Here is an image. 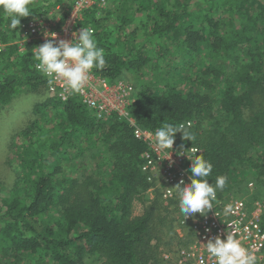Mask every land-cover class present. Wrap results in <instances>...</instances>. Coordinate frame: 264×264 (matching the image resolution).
I'll return each instance as SVG.
<instances>
[{"label":"trees","instance_id":"16d2710c","mask_svg":"<svg viewBox=\"0 0 264 264\" xmlns=\"http://www.w3.org/2000/svg\"><path fill=\"white\" fill-rule=\"evenodd\" d=\"M61 1L31 0L32 15L15 30L0 8V110L25 93L50 94L35 68L38 43L21 45V24ZM111 1L101 17L95 8L84 12L106 60L103 70H93L110 82L132 74L137 92L129 111L137 124L156 129L190 121L194 142L182 132L175 139L213 164L209 183L227 177L219 196L236 193L249 173L264 184V0ZM176 53L186 65H173L181 71L173 82L162 65ZM65 102L50 94L38 103L41 116L17 128L9 146L19 171L8 194L0 180V264H172L160 261L158 250L182 243L171 215L178 197L165 203L156 190L141 213L135 210L137 196L152 187L141 168L147 144L127 119H99L78 98ZM88 144L101 145L108 159L100 161L98 151L93 172L74 175L76 167L67 170L62 157Z\"/></svg>","mask_w":264,"mask_h":264},{"label":"built area","instance_id":"2783aa9c","mask_svg":"<svg viewBox=\"0 0 264 264\" xmlns=\"http://www.w3.org/2000/svg\"><path fill=\"white\" fill-rule=\"evenodd\" d=\"M69 4L68 7L65 6L69 12L66 17L64 15L67 11H60L58 8L22 22L24 39L21 45L32 40L38 43L37 46L47 40H55L57 43L61 39L73 40L74 33L78 34L83 27H90L81 24L86 9H91L94 4L102 10L106 6V0H71ZM47 79L49 81V78ZM100 85H103V92H97L98 88H101ZM48 89L52 96L62 99L63 102L78 98L99 119L107 120L108 117L117 115L135 126L136 137L147 144V149L141 154L143 174L147 175L152 189L160 190L165 203L178 197L174 187L181 180L185 183L190 181L186 165L187 161H190L188 155H192L193 148H199L180 145L175 139L172 148L161 149L155 142V132L159 128H144L138 125L130 114L129 106L134 102L136 93L132 84L123 80L110 82L92 69L82 93H73L62 79L49 83ZM196 154L200 155L201 150ZM252 185L254 186V183L250 182L249 186ZM227 204L233 205L234 214L225 217L223 209ZM263 215L264 198L250 200L244 194L238 196L234 192H228L219 196L217 193L213 209L206 215L196 213L185 218L180 210L174 211V231L182 243L176 242L170 249H161V256L165 262L170 261L172 264H215V259L207 253L206 244L210 238L214 239L217 235L226 238V233L230 231L256 257L255 264H264ZM228 224L232 227L229 228Z\"/></svg>","mask_w":264,"mask_h":264},{"label":"clouds","instance_id":"9594fccd","mask_svg":"<svg viewBox=\"0 0 264 264\" xmlns=\"http://www.w3.org/2000/svg\"><path fill=\"white\" fill-rule=\"evenodd\" d=\"M31 0H0L5 18L13 30L21 23L22 17L32 15L29 5ZM71 41L47 40L45 43L34 47L33 57L37 63L35 68L51 84L57 79L66 82V86L73 93H82L90 79L93 68L103 70L106 66L104 49L97 46L93 29L83 27L78 34L74 33ZM191 122L179 124L165 123L155 132V142L161 149L172 148L175 134L182 132L185 140L194 142L195 136L189 131ZM199 149L193 148L192 155L188 158L190 164V182L181 180L174 188L179 202V210L185 218L196 213L206 215L213 209V202L217 199V190H222L227 183V177L219 175L215 178L214 185L207 179L212 173L213 164L206 160L203 154L197 155ZM234 214L233 205L227 204L223 209L225 217ZM229 228L232 225L228 224ZM206 250L210 257L215 259V264H255L256 257L251 254L242 242L235 238L234 233L228 231L226 238L220 235L209 239Z\"/></svg>","mask_w":264,"mask_h":264},{"label":"rangeland","instance_id":"374dc122","mask_svg":"<svg viewBox=\"0 0 264 264\" xmlns=\"http://www.w3.org/2000/svg\"><path fill=\"white\" fill-rule=\"evenodd\" d=\"M69 3H71V0H62L61 3H59L58 5H56L55 7H53L51 11H53L54 9H58L60 11L66 12L67 11V7L68 5H70ZM96 4V3H95ZM67 6V7H65ZM110 6H113V3L111 0H106V6L104 9L100 10V8L98 9V5L93 4V6L91 7V9L93 10L94 8L96 9L95 11V15L97 17H101L103 16V14L106 13V11L110 8ZM106 10V11H104ZM85 13H84V18L83 20H81V24L83 25L85 22ZM138 24L137 21L133 22L132 24H130L127 27V31L132 30L135 25ZM143 36H141L140 38H142ZM22 43V42H21ZM154 45H159V43H154ZM151 48V45L149 44V49ZM173 48V47H172ZM171 48V49H172ZM163 67L162 70H166L165 74H173V78L174 81L173 82H177L180 77H181V71H177L174 70L173 66L174 64H177V67L179 65L178 62H180L181 66L186 65L184 60L182 58H180V54H174L169 56L168 58H166L165 60H163ZM169 64H171L172 66L169 67ZM180 66V67H181ZM179 67V68H180ZM178 68V69H179ZM177 71V72H176ZM152 76V74H150L149 69L146 70L145 73V78H150ZM126 81L130 84H132L135 89H137V81L136 79L132 76V74H126L123 73L121 77H119V79L115 80V81ZM114 81V82H115ZM98 88L97 92H103L104 89L103 85H100ZM183 87V85L181 86ZM137 92V90H136ZM50 96V94L48 92H43V93H38V92H31V93H25L23 95H20L19 97H16V99L9 104L8 106L4 107L2 110H0V180L4 183L6 188V194L10 193L11 190L13 191L15 188V184L17 181V173L19 171L17 163H15V160L13 159V157L11 156V152L9 149L10 144L12 143V141L14 140V134L17 131V128L21 127L22 125H25V123H27V121H29L30 119H36L39 118L41 116V113L36 112V106L38 103L44 101V99L46 97ZM133 117V116H132ZM134 118V117H133ZM108 119H110L108 117ZM107 119V120H108ZM135 119V118H134ZM136 121V120H135ZM82 150V151H81ZM86 151V156H80L81 152ZM98 151H101L102 154L100 156V161L105 162V160L108 159V154L104 153V151H102V146L99 144H97L96 146H92L91 144L86 145L85 148L80 149V151H78V153H76L75 157H72L71 159L67 158V155L64 154L62 159H65L64 162L62 163L67 170L70 169V167H76V169L72 172L74 175H84L86 174H90L93 172L94 168H95V164L97 163V159H99V157L97 156ZM98 157V158H97ZM14 164V165H12ZM106 167V166H105ZM108 170L111 169V165H107L106 167ZM250 182L254 183V186H249ZM240 189L238 191H232L230 190L232 193L234 192V194L236 195H242L244 194L245 197H247V199H254V198H264V184H259L256 181L255 176H253L252 174H247V175H243L239 181L237 182V185ZM13 187V188H12ZM237 188V187H236ZM229 191V192H230ZM156 190L152 189V187L150 186L149 188H147L144 193H141L140 196H137V198L135 199V210L136 213H141V211L144 209L145 206H147V204H149V200L155 198L156 196ZM140 198V199H139ZM171 215L173 216L174 211L173 209L171 210ZM159 224V223H158ZM158 229L163 230L164 232L169 231L167 226H158ZM156 240H153V244H155ZM176 242V241H175ZM174 242V244H175ZM173 244V245H174ZM170 246H165V245H161L159 248V253H160V258L159 260L163 261L164 258H162L161 256V249H170Z\"/></svg>","mask_w":264,"mask_h":264}]
</instances>
